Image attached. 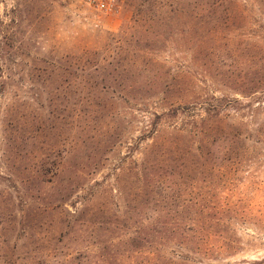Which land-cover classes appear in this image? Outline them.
<instances>
[{
    "label": "rangeland",
    "instance_id": "1",
    "mask_svg": "<svg viewBox=\"0 0 264 264\" xmlns=\"http://www.w3.org/2000/svg\"><path fill=\"white\" fill-rule=\"evenodd\" d=\"M146 2L0 0V264H264V18Z\"/></svg>",
    "mask_w": 264,
    "mask_h": 264
},
{
    "label": "trees",
    "instance_id": "2",
    "mask_svg": "<svg viewBox=\"0 0 264 264\" xmlns=\"http://www.w3.org/2000/svg\"><path fill=\"white\" fill-rule=\"evenodd\" d=\"M147 1L148 2L146 3L148 4V7L146 9H140V11H142V14H147L146 19H142V21L145 22V25L154 22L156 19L160 21L164 20L165 18L162 16L163 14H165L166 18L170 14H175L177 15L176 17L179 19L183 38H188L189 43L191 42V36L194 30L200 26L201 28H204L205 23L210 18L216 20L221 18V20L225 21L228 26H232V24L235 23L236 20L250 17L251 14L255 13V10L259 11L262 16V20L264 18V0H154L153 2H150L149 0ZM148 25L151 27V24ZM149 26L148 28H150ZM166 28H171V24L169 22L166 25ZM171 37V34H168V37H166V41H168ZM261 78V93L264 94V63L262 67ZM210 100L212 102H204L203 104L205 107L204 111L206 117L201 118V120L199 121L201 122V125L198 127L197 130V135L199 137H204V139L201 140L202 143H207L210 137L225 134L224 122L221 120V111L223 109H227V107L233 108L231 102L224 105L222 104L223 101H219L217 99ZM217 101L220 103H216ZM180 110L181 109L178 108L172 111V113L167 115V118L171 120L177 119L180 115ZM192 110L193 112H195L197 109ZM192 110L188 112L191 113ZM174 127L175 135L173 136H175V138H180L183 133L187 132V130H185L186 127L184 126V128L183 125H180V127H177L176 125ZM171 143H173L174 146L177 145L176 142ZM155 233H157V236L152 239L153 245L157 244L158 239L161 240V231L156 230ZM147 243L149 244L150 242L147 241ZM155 247L161 248L162 244ZM170 261H172L171 263H173L174 260L171 259Z\"/></svg>",
    "mask_w": 264,
    "mask_h": 264
},
{
    "label": "built area",
    "instance_id": "3",
    "mask_svg": "<svg viewBox=\"0 0 264 264\" xmlns=\"http://www.w3.org/2000/svg\"><path fill=\"white\" fill-rule=\"evenodd\" d=\"M109 0H91V3L99 9H106Z\"/></svg>",
    "mask_w": 264,
    "mask_h": 264
}]
</instances>
